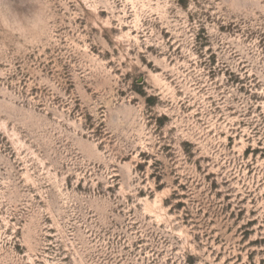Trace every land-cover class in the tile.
I'll return each mask as SVG.
<instances>
[{"label":"rangeland","instance_id":"obj_1","mask_svg":"<svg viewBox=\"0 0 264 264\" xmlns=\"http://www.w3.org/2000/svg\"><path fill=\"white\" fill-rule=\"evenodd\" d=\"M0 264H264V0H0Z\"/></svg>","mask_w":264,"mask_h":264}]
</instances>
